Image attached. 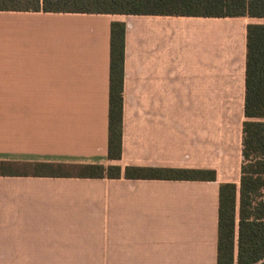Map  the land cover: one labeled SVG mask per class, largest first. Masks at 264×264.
<instances>
[{
    "label": "crops",
    "instance_id": "crops-1",
    "mask_svg": "<svg viewBox=\"0 0 264 264\" xmlns=\"http://www.w3.org/2000/svg\"><path fill=\"white\" fill-rule=\"evenodd\" d=\"M259 21L0 12V161L215 173L0 177V264H216L218 188L238 187L241 126L226 135L215 109L243 116L246 26ZM112 22L125 24L118 161L107 158Z\"/></svg>",
    "mask_w": 264,
    "mask_h": 264
},
{
    "label": "trees",
    "instance_id": "trees-1",
    "mask_svg": "<svg viewBox=\"0 0 264 264\" xmlns=\"http://www.w3.org/2000/svg\"><path fill=\"white\" fill-rule=\"evenodd\" d=\"M0 12L264 20V0H0ZM125 24H110L107 158L122 152ZM238 187L218 188L216 264H264V23L248 24ZM118 166L0 161V177L118 179ZM127 180L214 181V171L125 167Z\"/></svg>",
    "mask_w": 264,
    "mask_h": 264
},
{
    "label": "rangeland",
    "instance_id": "rangeland-1",
    "mask_svg": "<svg viewBox=\"0 0 264 264\" xmlns=\"http://www.w3.org/2000/svg\"><path fill=\"white\" fill-rule=\"evenodd\" d=\"M264 23V20L259 21ZM216 125H224L227 128L226 135L234 137L236 129L241 126L244 118L242 116V109H215ZM239 184V181H236Z\"/></svg>",
    "mask_w": 264,
    "mask_h": 264
}]
</instances>
